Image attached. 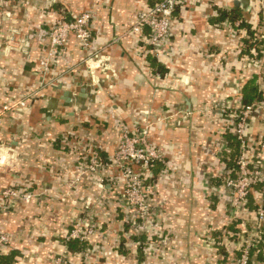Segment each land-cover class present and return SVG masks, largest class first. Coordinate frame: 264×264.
Wrapping results in <instances>:
<instances>
[{"label": "crops", "instance_id": "obj_1", "mask_svg": "<svg viewBox=\"0 0 264 264\" xmlns=\"http://www.w3.org/2000/svg\"><path fill=\"white\" fill-rule=\"evenodd\" d=\"M236 1L182 0L156 55L150 30L131 29L160 0H0V231L12 237L0 264H54L66 252L73 264H235L255 238L251 264H264V191L256 187L236 214L226 186L235 178L233 116L253 81L262 100L254 102L261 110L248 124L247 151L264 168V47L250 36L263 34L264 8ZM234 10L233 22L221 19ZM85 13L99 58L72 36L43 77L51 30ZM7 104L15 107L3 113ZM144 129L162 156L137 169L146 222L123 208L124 180L112 164L124 133ZM95 153L102 166L94 173ZM9 189L31 199L8 203ZM91 223L94 235L78 241L90 248L69 252L74 226Z\"/></svg>", "mask_w": 264, "mask_h": 264}, {"label": "built area", "instance_id": "obj_2", "mask_svg": "<svg viewBox=\"0 0 264 264\" xmlns=\"http://www.w3.org/2000/svg\"><path fill=\"white\" fill-rule=\"evenodd\" d=\"M6 2V0H2ZM182 0H160V2L149 11L140 13L136 22L133 24L131 31L136 34H143L146 29L150 30V37L146 41L152 46L153 51L157 55V50L168 39L172 26L174 15L181 5ZM258 9L264 8V0L255 2ZM91 15L82 14L74 21H62L54 27L49 34V44L46 55L39 63V72L45 77L51 71L57 59L63 54V50L69 39L73 36L77 40L79 46L91 53L90 58H99L97 52H93V36L91 30ZM241 21H237L236 25L240 26ZM264 39V31L262 34ZM18 107L25 108L26 101L18 103ZM15 107V106H14ZM12 104L4 106L3 113L11 112L14 108ZM261 104L253 103L250 106H242L233 116L234 119V135L240 143V155L235 160V178L228 179L226 186L233 191L232 208L236 214L247 211L249 197L258 185H264V168L258 163H254L248 154V138L247 127L259 111ZM4 123L3 115L0 116V126ZM147 129L140 130L136 134L125 132L118 148V151L112 161L114 167L121 171L123 176V187L120 192V202L132 218L145 221L150 215V204L146 195V188L143 175L137 169H149L155 163L162 160L161 154L150 143L147 136ZM100 156L98 153L93 154L90 172H97L101 167ZM23 197L30 200L31 197L16 190L9 189L3 194V198L8 203L11 200ZM9 205V204H8ZM259 223L264 226V208L259 210ZM146 222V221H145ZM136 225V224H135ZM96 225L89 226L75 225L67 240H75L86 242L89 237L95 233ZM260 227V228H261ZM140 228V227H138ZM12 237L0 231V259L9 252ZM257 238L255 240H247L240 249L239 256L235 264H251L252 253L257 248ZM54 264H73L69 260L67 252L59 256Z\"/></svg>", "mask_w": 264, "mask_h": 264}, {"label": "trees", "instance_id": "obj_3", "mask_svg": "<svg viewBox=\"0 0 264 264\" xmlns=\"http://www.w3.org/2000/svg\"><path fill=\"white\" fill-rule=\"evenodd\" d=\"M220 13L222 15L221 19H227L228 18V19H230L231 22L234 21L235 17H239V10H234L231 13L221 11ZM66 21L70 22V20H66ZM71 21H74V20H71ZM244 25H246V24H244ZM247 26H245V27H247ZM250 36H251V39L253 40L252 46H255L256 48H258L259 46L264 47V39H262V34L257 35V33L254 34V32H251ZM152 61L153 62L151 64V66L153 65V67H155V69H157L158 71H160L163 74L166 73V70L161 65L156 63L157 62L156 60H152ZM256 100H259V101L262 100V96L259 94V89H258L257 84L255 83V81H253V82L249 83L248 86L243 91L242 106H245V107L250 106ZM229 140L231 142L230 144H231V147L233 149L232 156L236 160L238 158V156L240 155V151H241L240 143L237 140V138L233 137V136H229ZM258 186H260V188L264 191V185H258ZM250 198H251V196L249 197V199ZM68 247H69V252H71L73 254L84 253L87 249L90 248L85 243H79L78 241H75V240H71L70 242H68Z\"/></svg>", "mask_w": 264, "mask_h": 264}, {"label": "water", "instance_id": "obj_4", "mask_svg": "<svg viewBox=\"0 0 264 264\" xmlns=\"http://www.w3.org/2000/svg\"><path fill=\"white\" fill-rule=\"evenodd\" d=\"M251 4V0H237L236 3H235V6L237 8H241V7H244V8H248ZM63 101H69V94L68 93H65V97L62 98ZM56 102L57 100H53V104L51 105L53 109L56 108Z\"/></svg>", "mask_w": 264, "mask_h": 264}]
</instances>
